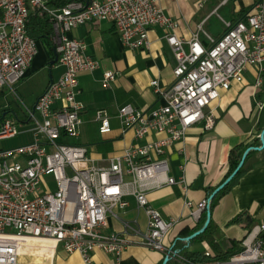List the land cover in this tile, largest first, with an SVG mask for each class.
Segmentation results:
<instances>
[{
    "label": "built area",
    "instance_id": "built-area-1",
    "mask_svg": "<svg viewBox=\"0 0 264 264\" xmlns=\"http://www.w3.org/2000/svg\"><path fill=\"white\" fill-rule=\"evenodd\" d=\"M51 1L0 0V92L16 94V87L38 55L37 40L28 32L35 12L47 14L53 28L50 41L58 64L64 68L63 75L48 85L34 108H26L33 140L0 150V264H44L22 260L14 240L18 237L50 240L54 251L60 249L64 256L79 254L84 264H93L92 254L98 250L114 256L120 264L124 251L131 246L160 252L183 264H264V222L248 231L241 252L228 260L197 263L165 245L174 222L165 221L148 198L151 192L184 183L169 176L166 149L184 140L187 132L202 122L212 129V106L220 92L229 90L234 82H242L248 68L264 71V0H256L242 20L226 23V32L217 40L209 38L208 47L201 42L199 32L190 40L179 37V24L165 14L160 0H92L89 5L74 1L62 8L51 7ZM207 2L199 0V7ZM104 21L113 23L123 45L131 51L149 49L150 29L163 28L177 65L168 88L151 82L163 105L147 112L126 105L116 116L123 131H134L136 139L153 132L166 137L131 146L101 167L86 147L62 139L80 137L83 106L77 101L81 93L79 77L100 66L86 54L85 44L69 33L80 25ZM198 29L201 31V26ZM115 80L114 72H106L104 87ZM110 119L107 110L97 111L95 121L101 135L112 132ZM19 134L12 120H5L0 127V141ZM46 177L53 178L55 192L45 182ZM127 196H134L148 217V229L138 242L104 232L108 215L116 208L127 207ZM209 204L204 200L195 207L187 202L191 218L199 221Z\"/></svg>",
    "mask_w": 264,
    "mask_h": 264
},
{
    "label": "crops",
    "instance_id": "crops-1",
    "mask_svg": "<svg viewBox=\"0 0 264 264\" xmlns=\"http://www.w3.org/2000/svg\"><path fill=\"white\" fill-rule=\"evenodd\" d=\"M255 1L208 0L203 7H199V0H160L159 4L165 14L179 24L176 30L179 37L190 40L193 34L199 32L201 42L208 47L211 44L209 38H221L227 30L226 23L234 24L242 20L252 11ZM200 26L201 31L198 29ZM165 35L163 28L153 27L149 31V49L131 51L123 45L111 22H91L69 33L72 39L85 44L86 54L97 60L100 66L92 73H84L79 77L81 93L77 101L83 106L81 134L78 139L64 138L63 142H76L86 147L94 163L106 167L111 159L131 146H143L166 137L153 132L143 139H136L134 131H123L116 117L119 108L126 105L147 112L164 104L151 82L158 81L159 86L166 89L174 81L173 71L177 62ZM47 41L45 55L42 57L38 49V55L24 80L30 78L34 69L45 64L51 67L50 79L32 106L26 104V108H34L48 85L59 80L64 73L58 59L55 61L51 41ZM37 61L39 65L35 64ZM106 72L116 74V80L108 88L103 85ZM243 77L242 82H234L229 90L220 92L219 100L212 106L215 116L212 129H207L205 122H202L191 128L184 140L166 149L169 176L178 182L184 180V183L166 186L148 195L151 206L161 213L162 218L174 222L165 245L179 252L183 258L189 259L187 255L206 256L208 253L214 256L216 252L208 241H186L185 238L193 235L195 230L203 228L200 220L207 214L206 209L201 213L200 220L194 221L187 202H192L196 207L208 199L213 188L223 182L230 169L232 150L243 146L239 154L243 156L248 148L261 146L264 130V71L260 73L255 68H248ZM21 82L16 87V93ZM3 92L6 96L5 90ZM101 109L107 110L111 118L112 132L108 135L99 133V124L95 121L96 113ZM16 118L24 128L26 126V134L30 133L32 123L27 114L24 120L18 116ZM5 120L13 119L5 115ZM84 133L86 141H82ZM32 140L31 134L29 142ZM124 200L127 207L116 208L108 215V226L104 232L127 237L134 242L141 241L148 229V217L138 207L134 196H127ZM212 219L216 226L213 240L217 250L223 253L232 248V242L241 247L248 231L264 222V150L252 154L246 170L212 210ZM92 257L93 264H118L114 256L103 251H95ZM166 258L160 252L131 246L124 251L120 264H183L176 258L165 262ZM26 260H39L44 264H84L79 254L64 256L60 249L53 250L51 256L34 254Z\"/></svg>",
    "mask_w": 264,
    "mask_h": 264
},
{
    "label": "trees",
    "instance_id": "trees-1",
    "mask_svg": "<svg viewBox=\"0 0 264 264\" xmlns=\"http://www.w3.org/2000/svg\"><path fill=\"white\" fill-rule=\"evenodd\" d=\"M74 1H79V2H82L85 4L87 3V0H52L49 5L51 7L62 8V7H65L66 5H68L69 3L74 2ZM28 32H29L30 36L36 40H39V39L50 40V37L53 33V28H52V24H51V22L47 16V14L40 15L38 12L33 13L31 15L30 22L28 24ZM4 95L5 94L3 91L0 92V97H3ZM4 121H5V117L0 118V127L2 126ZM71 144L72 145H79L76 142H71ZM261 145H262V143H261ZM242 150H243V146H239V147L235 148L234 150H232V152L230 153V158H229L230 169H229V172H228L226 178L223 180V182L233 173V171L239 165L241 158H242V156H239V154ZM255 152H258V151H252L248 155V157L245 161V164L242 167V169L240 170L237 177H235L231 181V183L227 187H225L222 191H220L218 193V195H216V197L211 201V203H210L211 213H212V210L218 204L221 197L230 189V187L233 185V183L236 181V179L239 177V175H241L246 170L247 162H248L249 158L252 156V154ZM220 185H218L217 187H215L211 190V193L209 194L207 200L210 199L213 192ZM206 219H207V214L204 215L200 220V225L202 227L205 224ZM197 231H199V229L195 230L194 233ZM215 232H216V226L214 225L213 219L211 218V222H210L207 230L203 234H201L200 236L195 238L194 240L190 241V243L198 241V240L199 241H208L212 245V247L216 250L215 255L210 256V257L204 256V255H202V256L187 255L189 260H191L193 262H197V263H211V262H216V261H225V260H228L229 258H231L232 256L236 255L237 253L241 252L242 248L238 247V244L236 242H232V248L227 253H223V252L217 250L216 245H215L214 240H213V236H214ZM191 235H189L188 237H190ZM188 237H186L185 239H187Z\"/></svg>",
    "mask_w": 264,
    "mask_h": 264
},
{
    "label": "rangeland",
    "instance_id": "rangeland-1",
    "mask_svg": "<svg viewBox=\"0 0 264 264\" xmlns=\"http://www.w3.org/2000/svg\"><path fill=\"white\" fill-rule=\"evenodd\" d=\"M46 46H48L47 40H39L38 49L43 53H41L42 57L45 55ZM35 64L39 65L40 63L37 61ZM50 69L51 67L48 64H45L44 67L40 66L39 68L34 69L30 78L21 82L19 88H17L16 94L10 90H5L6 96L0 97V118L5 117L6 115L8 119H13L12 121L17 124L20 132V134L13 139L0 141V150L25 145L31 140V133L26 134V126L24 128L23 125L18 122L16 116L21 120L26 119V104L32 106L37 96L43 91V89H45L50 79ZM82 136V141H86L87 137L85 133ZM12 162L14 161L11 160L10 163ZM45 182L48 184L52 192L56 191L57 187L52 177H46ZM42 190L46 192L47 188L42 186ZM8 232L13 231L9 230ZM29 253L30 252L27 253L29 256L28 258H31L32 256H30ZM25 261L28 260L25 259Z\"/></svg>",
    "mask_w": 264,
    "mask_h": 264
},
{
    "label": "water",
    "instance_id": "water-1",
    "mask_svg": "<svg viewBox=\"0 0 264 264\" xmlns=\"http://www.w3.org/2000/svg\"><path fill=\"white\" fill-rule=\"evenodd\" d=\"M92 0H87V5H89L90 4V2H91ZM54 56H55V61L57 60V53H56V51L54 50ZM261 143H262V145L260 146V147H250V148H248L245 152H244V154H243V156H242V158H241V161H240V163H239V165L237 166V168L233 171V173L213 192V194L211 195V197H210V199H209V202L211 203V201L216 197V195H218V193L220 192V191H222L225 187H227L230 183H231V181L235 178V177H237V175L239 174V172H240V170L242 169V167L244 166V164H245V161H246V159H247V157H248V155L250 154V152H252V151H262V150H264V130H263V132H262V135H261ZM211 218H212V213H211V209H210V204H209V206H208V208H207V219H206V222H205V224H204V226H203V228L202 229H200L199 231H197L196 233H194L192 236H190V237H188L187 239H186V241H188V242H190V241H192V240H194L195 238H197L198 236H200L201 234H203L206 230H207V228H208V226H209V224H210V222H211ZM169 257H167L166 258V261L165 262H168L169 261Z\"/></svg>",
    "mask_w": 264,
    "mask_h": 264
},
{
    "label": "bare ground",
    "instance_id": "bare-ground-1",
    "mask_svg": "<svg viewBox=\"0 0 264 264\" xmlns=\"http://www.w3.org/2000/svg\"><path fill=\"white\" fill-rule=\"evenodd\" d=\"M14 240H16L18 243V247L22 253V260L24 261L26 259V255H28V252H30V256H33L34 254H44L46 256H51L53 253L54 243L50 240L21 237L14 238Z\"/></svg>",
    "mask_w": 264,
    "mask_h": 264
}]
</instances>
